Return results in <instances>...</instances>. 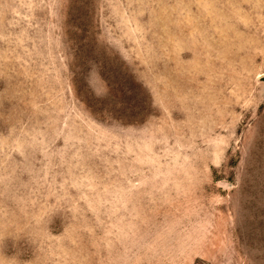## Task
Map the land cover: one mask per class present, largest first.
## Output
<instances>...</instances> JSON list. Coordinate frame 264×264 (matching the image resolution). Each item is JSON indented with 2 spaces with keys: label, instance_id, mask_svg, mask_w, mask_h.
<instances>
[{
  "label": "rangeland",
  "instance_id": "1",
  "mask_svg": "<svg viewBox=\"0 0 264 264\" xmlns=\"http://www.w3.org/2000/svg\"><path fill=\"white\" fill-rule=\"evenodd\" d=\"M0 264H264V0H0Z\"/></svg>",
  "mask_w": 264,
  "mask_h": 264
}]
</instances>
